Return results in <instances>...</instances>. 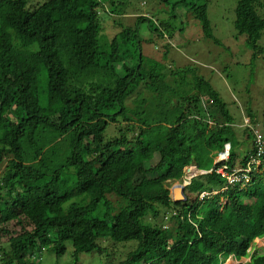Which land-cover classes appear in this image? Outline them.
<instances>
[{
	"label": "trees",
	"instance_id": "obj_1",
	"mask_svg": "<svg viewBox=\"0 0 264 264\" xmlns=\"http://www.w3.org/2000/svg\"><path fill=\"white\" fill-rule=\"evenodd\" d=\"M155 1L169 18L148 10L135 26L120 23L102 49L101 10L117 13L119 0H0V264H42L47 248L59 259L68 241L72 264L92 251L109 262L99 239L135 246L123 264H225L231 257L264 264V252H250L264 238V131L258 139L250 111L236 132L211 81L169 59L185 29L176 20L182 7L220 42L208 0ZM145 26L156 42L142 35ZM235 27L251 59L262 54L264 0H238ZM189 73L195 93L179 100L175 118L150 120L149 99L169 75ZM203 96L224 119L211 129L201 117ZM61 136H69L63 151ZM226 144L230 157L217 162ZM191 165L207 172L186 185L187 199L175 201L172 186ZM220 167L238 170L240 179L229 182Z\"/></svg>",
	"mask_w": 264,
	"mask_h": 264
},
{
	"label": "rangeland",
	"instance_id": "obj_2",
	"mask_svg": "<svg viewBox=\"0 0 264 264\" xmlns=\"http://www.w3.org/2000/svg\"><path fill=\"white\" fill-rule=\"evenodd\" d=\"M119 1L122 7L118 9L117 13L108 14L105 13L106 9L101 10L100 14L104 19L100 34L102 49H108V42L110 43L113 36L120 30V23L125 26H135L138 15H148V10H151L154 17L165 19L169 18L168 16L171 13L169 8H158L160 5L155 0ZM208 2L213 32L221 43L215 42L211 37H205L201 23L193 19L192 15H185V9L182 7L178 10L179 20L175 19L181 24L180 27L182 26L185 29L176 32L174 43L170 47L169 59L178 67H194L198 73L211 81L227 103L230 112L235 116L237 123L235 130L239 132L238 127L243 122L245 114H249L250 111L254 114L256 120L261 121L263 119L264 52L252 60V50L246 45L245 38L238 35L235 27L238 0H208ZM161 6H164V4ZM141 32L144 37L153 38L152 41L156 42V38L154 35L152 36L148 27L142 28ZM163 41L166 43L165 38L158 42L162 44ZM259 43L264 47V35ZM145 49L147 52L149 51L148 46ZM194 80L195 77L191 73L181 74L177 77L169 75L168 83L162 89V92L152 96L144 109L149 119L159 120L163 124L171 122L175 118L177 108L183 105L182 101L179 100L183 96L191 97L195 93ZM201 102L199 106L201 117L208 123L207 129H211L217 122L224 121L214 103L207 102L205 96L202 97ZM156 115L158 116L155 117ZM191 122H193V119H191ZM261 129L264 131V124ZM111 131L115 132V129L112 128ZM57 143L60 144L63 151L68 146L69 136H61L57 139ZM236 150L242 154L243 147L239 145ZM193 166L185 168L186 174L191 173ZM225 202L226 199L224 198L223 203ZM106 240L107 242L104 239H99V243L103 247H108L112 254L109 262H106V254L102 256L96 251L79 254L80 262L84 264H123L126 259L125 252L129 250V247L135 248L134 245L126 247L123 244L118 246L114 243L107 244L112 239ZM66 246V253L59 259L53 248L45 249L42 264H72L75 259L73 243L68 241ZM255 251L264 252V238L255 239L250 252L254 255ZM251 258L248 257L238 261L231 257L225 264H245Z\"/></svg>",
	"mask_w": 264,
	"mask_h": 264
},
{
	"label": "built area",
	"instance_id": "obj_3",
	"mask_svg": "<svg viewBox=\"0 0 264 264\" xmlns=\"http://www.w3.org/2000/svg\"><path fill=\"white\" fill-rule=\"evenodd\" d=\"M246 123H249V119L247 118L245 120ZM258 139H261L263 137V133L260 129H256ZM230 157V144H226L224 148L216 151V161H227ZM219 172H222L223 174H226L228 177L229 182H234L237 179H240V176L236 173L238 170H234L232 173L226 172V167H220L218 168ZM201 171L199 169L191 171V173H187L185 180L191 181L193 176L200 174ZM204 197V194L201 195V198Z\"/></svg>",
	"mask_w": 264,
	"mask_h": 264
},
{
	"label": "water",
	"instance_id": "obj_4",
	"mask_svg": "<svg viewBox=\"0 0 264 264\" xmlns=\"http://www.w3.org/2000/svg\"><path fill=\"white\" fill-rule=\"evenodd\" d=\"M188 182L189 181H185L184 183L177 182L173 186L171 193V197L173 198V200L179 201V200L187 199L185 195V187L188 184Z\"/></svg>",
	"mask_w": 264,
	"mask_h": 264
},
{
	"label": "clouds",
	"instance_id": "obj_5",
	"mask_svg": "<svg viewBox=\"0 0 264 264\" xmlns=\"http://www.w3.org/2000/svg\"><path fill=\"white\" fill-rule=\"evenodd\" d=\"M263 111H264V109H263ZM247 118L249 119V122H250L251 119H250L249 117H247V116H246L245 120H246ZM245 120H244V121H245ZM263 124H264V114H263V119H262L261 121H257L256 128H255V129H260V130H262L261 127H262ZM224 147H225V146H224ZM224 147H223V148H224ZM230 148H231V145H230ZM221 149H222V148H221ZM219 150H220V149H219ZM191 166H193V165H191ZM196 169H198V167L195 165V166L192 167L191 171L196 170ZM199 170L201 171V173H205V172H207V170H201V169H199ZM208 171H211V170H208ZM201 173H200V174H201ZM186 175H187V174H185V178H186ZM191 180H192V179H191ZM185 181H186V180H184L183 182H180V183H184ZM178 182H179V181H178ZM190 182H191V181H189L188 184H189ZM188 184H187V185H188ZM215 192H216V191H215ZM218 192H219V191H218ZM218 192H217V193H218Z\"/></svg>",
	"mask_w": 264,
	"mask_h": 264
}]
</instances>
